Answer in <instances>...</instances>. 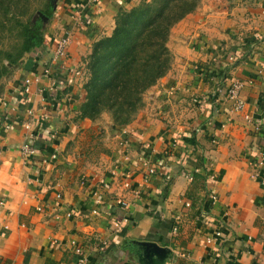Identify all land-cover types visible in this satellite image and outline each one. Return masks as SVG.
Wrapping results in <instances>:
<instances>
[{
  "label": "crops",
  "instance_id": "crops-1",
  "mask_svg": "<svg viewBox=\"0 0 264 264\" xmlns=\"http://www.w3.org/2000/svg\"><path fill=\"white\" fill-rule=\"evenodd\" d=\"M76 1L56 0L42 47L27 52L0 83V102L8 101L13 117L11 128L0 127V264H77L76 248L86 254L80 264H229L232 255L237 264H264V185L256 179L264 166L253 161L264 147V0H200L175 23L168 36L169 69L144 92L136 117L100 142V164L71 147L77 128L89 124L79 113L87 58L96 40L112 32L119 7L131 0H101L89 22L72 29L63 68L54 64L41 78V93L38 84L29 89L28 107L41 119L32 125L35 154L21 151L23 78L30 68L42 70V59L71 26L67 14ZM232 81L242 84L240 110L227 98ZM144 141L154 146L147 156L158 167L154 187L173 179L168 202H158L153 188L142 196L123 193L117 181L125 171L133 185L140 182ZM106 181L109 186L101 187ZM207 188L225 206L209 209L208 227L197 215ZM121 194L128 200L124 209L116 204ZM184 199L192 206H183ZM70 208L83 215H62ZM112 221L124 229L115 231ZM219 224L229 234L207 241ZM97 238L106 241L103 258L95 250Z\"/></svg>",
  "mask_w": 264,
  "mask_h": 264
},
{
  "label": "trees",
  "instance_id": "trees-1",
  "mask_svg": "<svg viewBox=\"0 0 264 264\" xmlns=\"http://www.w3.org/2000/svg\"><path fill=\"white\" fill-rule=\"evenodd\" d=\"M198 2L144 0L129 10L119 7L113 33L95 42L89 56L90 78L86 100L79 107L81 116L108 112L116 125L131 122L144 91L170 66L171 27ZM56 11L53 0H0V78L19 67L27 52L41 46L46 21ZM4 30L9 32L7 39Z\"/></svg>",
  "mask_w": 264,
  "mask_h": 264
},
{
  "label": "built area",
  "instance_id": "built-area-1",
  "mask_svg": "<svg viewBox=\"0 0 264 264\" xmlns=\"http://www.w3.org/2000/svg\"><path fill=\"white\" fill-rule=\"evenodd\" d=\"M100 0H82L80 4L76 5L70 12H68L69 22L71 26L66 27L64 30V33L62 35H59L55 40V45L53 50L50 52L49 56L45 59H42L43 62V68L40 72H37L35 68H30L27 70L25 77L23 78L22 82V91L25 93V96L23 98V103H29L31 102V98L28 96V92L30 87H32L34 84H38L37 90L38 92H42L43 88L39 85V82L42 77H46L49 75V72L53 68L54 64H58L61 68H63L66 58H67V46L72 42L73 36H72V29L74 28H81L85 24L89 22V19L92 18L94 12H96L99 8ZM42 47V46H40ZM39 47V48H40ZM41 56L42 54H38ZM242 84L239 81H232L227 89V98L232 101V104L236 110H240L244 106V100L241 98L240 90H241ZM62 88V87H60ZM48 92V91H47ZM49 93V92H48ZM42 99H45L44 96H42ZM1 103L4 107L8 105V102L6 100H2ZM20 107V104H19ZM32 110L29 109L27 111V117L22 121V124L25 128L28 130L31 127L32 124ZM12 116L8 111H4L0 114V126L9 129L12 126ZM64 130L63 127L59 128L58 130H54L52 132V136H58L62 133ZM37 132L35 131H27L25 134L24 142L21 146V151L24 154L27 155H33L35 154V148L32 144V140L35 137ZM179 133V132H178ZM128 139L126 138V143ZM144 149L146 150L147 154L153 151L152 145L150 142H145L143 145ZM147 161V160H146ZM253 161L260 167L264 166V147L257 151L254 154ZM145 164H148L145 162ZM71 171V170H70ZM157 171V167L155 165L150 166L142 175V181L140 183V187H133L130 180L127 178H119L118 183L123 188V190H133L137 195H140L142 191L147 188L150 183L152 182V179ZM256 179L260 182V184L264 185V170L260 168V171L256 174ZM213 189H205V203L203 204V208H199L197 211L198 217H200L205 223H208V220L211 216L210 208H213V206L219 202L218 195L212 191ZM168 187L167 183L165 186H163L160 190V192L157 193V200L158 202H167L168 197ZM97 202L100 203V198L97 199ZM2 201H0V205H2ZM128 203V200L126 199L125 195L121 194L118 197H116V204L119 207H122L124 209ZM183 204L185 207H191L192 201L189 199H184ZM100 204L95 206V208L92 209L93 213H98L100 210L99 207ZM43 205H37V210H42ZM152 209L147 208L145 213H151ZM62 215L65 217L71 218V217H81L83 214L76 212L74 208H70L66 210ZM56 218H61V214H56ZM124 221H127V218L125 217L123 219ZM174 224H173V231L174 233H178L180 229V219L178 215H174ZM113 225V229L115 231H120L124 229V226L120 222H111ZM225 234H229L226 232L225 227L222 224L216 225L213 227V230L209 232V234L206 236L207 241H213L216 238L222 237ZM95 250L96 253L100 254V258H103L102 256L105 253L106 248V241L102 240L100 238L96 239L95 244ZM76 253L79 255L77 264L84 263L86 261L85 253H83L79 248H76ZM229 264H237L235 255L231 256V260L229 261Z\"/></svg>",
  "mask_w": 264,
  "mask_h": 264
},
{
  "label": "rangeland",
  "instance_id": "rangeland-1",
  "mask_svg": "<svg viewBox=\"0 0 264 264\" xmlns=\"http://www.w3.org/2000/svg\"><path fill=\"white\" fill-rule=\"evenodd\" d=\"M54 2H55V5H56V0H53ZM82 0H77L76 1V5H78V4H80V2H81ZM144 0H131L130 2H129V4H127V5H124V6H121L120 8H122V9H124V10H129V9H131L132 7H135V6H137V5H139L140 3H142ZM199 3H200V0H199V2H198V5H199ZM100 4H101V0H100ZM197 5V6H198ZM99 7H100V5H99ZM20 8V7H19ZM197 8V7H196ZM194 10V9H193ZM193 10H191V11H193ZM118 13H119V11H118ZM118 13H117V15H118ZM95 14H96V12H95ZM116 15V16H117ZM186 16V15H185ZM178 22V21H177ZM115 25H116V18H115V22H114V26H113V30H114V28H115ZM172 28V27H171ZM113 30H112V32L110 33V34H108V35H111L112 33H113ZM169 33H170V31H169ZM8 34H9V32L8 31H6V30H4V32L2 33V36L4 37V39H7V37H8ZM108 35H104V36H102V37H105V36H108ZM169 36V35H168ZM102 37H100V38H102ZM100 38L98 39V40H96V42L97 41H99L100 40ZM95 44V43H94ZM94 44H93V46H94ZM93 46H92V49H93ZM167 46H168V40H167ZM168 49H169V47H168ZM92 51L93 50H91V52H90V54H89V56L91 55V53H92ZM169 51H170V49H169ZM170 54H171V52H170ZM88 56V58H87V70H88V78H87V80L86 81H84V88H85V85H86V83H87V81L89 80V78H90V67H89V61H90V57ZM171 58H172V56H171ZM170 64H171V60H170ZM20 67V66H19ZM19 67H17L14 71H10V72H7V73H5L1 78H0V83H2L5 79H7V78H9ZM170 67V66H169ZM169 69V68H168ZM36 70V69H35ZM37 71V70H36ZM37 72H39V71H37ZM167 72V71H166ZM159 79V78H158ZM153 85V84H152ZM149 88V87H148ZM147 88V89H148ZM169 88H174V86H170ZM146 89V90H147ZM145 90V91H146ZM85 91H86V96H87V90H86V88H85ZM144 91V92H145ZM144 94V93H143ZM24 96H25V94H24ZM28 96H29V94H28ZM24 98V97H23ZM29 98H30V96H29ZM3 100H6V99H3ZM7 101V100H6ZM8 102V101H7ZM21 103H23V99H22V102ZM0 104L3 106V104L0 102ZM14 105L15 106H17V107H19V104H17V103H14ZM23 105H24V113H25V116H24V118L21 120V125L23 126V124H22V121L27 117V111L29 110V109H31L30 107H28V102L27 103H23ZM142 105H143V98H142ZM142 105H141V107H142ZM140 107V108H141ZM5 108V110L4 111H8L10 114H11V112H10V109L8 110V109H6V108H8L7 106L6 107H4ZM139 108V109H140ZM32 110V109H31ZM3 111V112H4ZM139 111V110H138ZM138 111H137V113H138ZM2 112V113H3ZM79 113H80V110H79ZM137 113H136V115H137ZM1 114V113H0ZM81 115V114H80ZM136 115H135V117H136ZM11 116H12V114H11ZM134 117V118H135ZM32 124H31V127H30V129L28 130L27 128H25L24 126H23V128H24V130H25V133H24V138H25V134H26V132L27 131H35V129H33L32 128V125H33V123L34 122H36V121H38V120H40L41 118L39 117V118H34L33 117V112H32ZM86 118H88L89 119V124H88V122H87V126L86 127H84L85 129H83L81 126H79L78 128H77V136L75 137V141L74 142H72V144H71V147H72V149L73 150H79L80 152H85V155L88 157V159L89 160H92V161H94V163L95 164H100V146H102V144L100 145V142H102V141H104V140H106V139H110V135H113V134H118V129L121 127L120 125H116L114 122H113V119H112V117H111V115L108 113V112H103V113H98V114H96L94 117H86ZM12 119H13V117H12ZM13 121V120H12ZM12 126H13V124H12ZM11 126V127H12ZM1 127V126H0ZM36 132V131H35ZM179 132V133H178ZM181 134V130H179V131H177V137L179 138V135ZM123 135H124V145L126 144V138L128 139V137H127V135H126V133L125 132H123ZM122 139V138H121ZM129 140V139H128ZM23 142H24V139H23ZM128 142V141H127ZM145 142H150V141H144L143 142V144H142V149L144 150V155H145V159L143 160V163L145 164V162H147L148 164H145V167H144V169L142 170V172H141V180H140V182L139 183H137V184H135V185H133L132 184V182H131V184H132V186L133 187H138V185H139V187H140V183H141V181H142V175H143V173L150 167V166H153V165H155L156 167H157V165H156V163L154 164L153 162H151L152 160H148V157L147 156H149V155H152L153 154V152H154V146H153V144H152V142H150L151 143V145H152V148H153V151L152 152H150L149 154H147V152H146V150L144 149V147H143V145H144V143ZM23 144V143H22ZM21 144V145H22ZM32 144H33V140H32ZM33 146H34V144H33ZM34 148H35V146H34ZM128 163L130 162V157H128V156H126V159H125ZM147 160V161H146ZM123 164H122V161H120L119 160V164H118V168L119 167H121ZM157 173H158V167H157V171H156V173H155V175H154V177L157 175ZM123 178V177H125V178H127L128 180H130L129 179V177L127 176V174L125 173V171H119V173H118V179H117V181L119 180V178ZM154 177H153V179H152V182L150 183V185L147 187V188H145L143 191H142V193L140 194V195H137L133 190H127V191H125V190H123V188H122V191H123V193H129V191L130 192H133L136 196H142L143 194H145L146 192H148V191H151L152 190V188L154 189V191H155V195H156V198H157V193L158 192H160V190H161V188L163 187V186H165L166 185V183H167V187H168V197L170 196V189H171V187H172V183H173V179L172 178H170V177H168V178H164L163 180H161L160 181V183L156 186V187H154V185H153V180H154ZM109 182L108 181H106V182H102L101 184H100V186L101 187H103V186H106L107 185V187L109 186ZM205 194V193H204ZM219 198V197H218ZM170 200V198L168 199V201ZM202 200H203V204L204 205H206V203H205V197H203L202 198ZM219 200V202L218 203H216L214 206H213V208H215V206H218V205H220L221 206V208H223V209H225V206H222L221 205V203H220V199H218ZM167 201V202H168ZM183 206H185L184 204H183ZM211 209V208H210ZM175 215H177V214H175ZM113 222V221H112ZM205 223V222H204ZM207 224V227H208V223H206ZM216 226V225H215ZM180 227H181V221H180ZM211 227V226H210ZM214 226H212L211 228H213ZM209 234V232L206 234V236Z\"/></svg>",
  "mask_w": 264,
  "mask_h": 264
}]
</instances>
